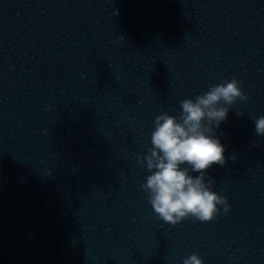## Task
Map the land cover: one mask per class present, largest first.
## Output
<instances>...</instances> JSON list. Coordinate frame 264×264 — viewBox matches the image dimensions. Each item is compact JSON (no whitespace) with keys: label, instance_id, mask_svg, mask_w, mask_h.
Masks as SVG:
<instances>
[{"label":"water","instance_id":"95a60500","mask_svg":"<svg viewBox=\"0 0 264 264\" xmlns=\"http://www.w3.org/2000/svg\"><path fill=\"white\" fill-rule=\"evenodd\" d=\"M233 78L204 170L229 210L173 225L143 188L155 118ZM260 116L264 0H0V264H264Z\"/></svg>","mask_w":264,"mask_h":264},{"label":"clouds","instance_id":"9594fccd","mask_svg":"<svg viewBox=\"0 0 264 264\" xmlns=\"http://www.w3.org/2000/svg\"><path fill=\"white\" fill-rule=\"evenodd\" d=\"M247 100L240 82L233 78L225 83L215 84L210 90L196 96L195 100L181 101V115L163 113L155 118V130L151 136V155L146 157L151 175L143 185L150 192L149 202L156 213L173 225L177 219L192 213L200 221H212L218 213L217 204L224 205L227 213V199L210 191L204 184L205 171L213 164L226 163L224 145L214 137V128L227 120L228 105L236 99ZM242 115V114H237ZM255 132L264 136V116L255 119ZM200 175L193 178L188 168ZM209 184L212 181L209 179ZM183 264H201L196 255L185 259Z\"/></svg>","mask_w":264,"mask_h":264}]
</instances>
